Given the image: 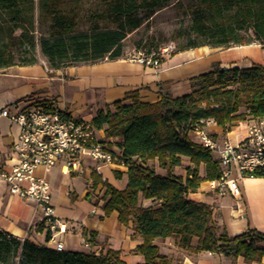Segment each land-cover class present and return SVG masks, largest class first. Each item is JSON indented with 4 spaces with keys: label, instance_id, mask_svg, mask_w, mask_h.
Masks as SVG:
<instances>
[{
    "label": "trees",
    "instance_id": "obj_1",
    "mask_svg": "<svg viewBox=\"0 0 264 264\" xmlns=\"http://www.w3.org/2000/svg\"><path fill=\"white\" fill-rule=\"evenodd\" d=\"M60 1L37 0L38 17L51 20L52 35L41 38L39 45L52 70L122 58L126 36L170 2L110 0L96 15L109 18L111 27L96 24L86 31H76L74 7L62 8ZM199 4L189 25L196 38L171 55L201 46L229 48L257 42L264 47V0H199ZM34 14L35 0H0V69L17 65L2 40V36L14 37L16 31H20V44L30 55L18 66L36 64L31 30ZM190 83L191 91L180 97L160 94L155 102H144L137 91H131L123 100L95 111L90 124L103 132L109 149L116 148L126 168L127 182L123 189H116L92 170L90 188H103L100 209L104 216L115 212L118 223L141 238V244L133 250L143 256L140 264H173L171 257L154 244L155 239L168 237L177 238L176 247L189 255L205 252L259 263L264 258V233L248 229L228 236L214 220L211 207L189 199L188 194L221 174L216 156L193 141L191 134L209 120L225 134L239 122L264 119V66L223 69L215 63ZM185 158V177L174 174V168L182 167ZM153 163L165 173H157ZM201 166L203 176L199 174ZM114 177L120 179L121 173L114 172ZM247 178H264V169ZM140 200L150 201V205L143 206ZM43 229L39 224L35 231ZM82 236L90 246L96 245L95 232L83 229ZM48 238L46 231L45 242ZM18 253L22 257L18 264H126L115 250L97 254L57 251L45 243L19 240L0 230V264H10Z\"/></svg>",
    "mask_w": 264,
    "mask_h": 264
},
{
    "label": "crops",
    "instance_id": "obj_2",
    "mask_svg": "<svg viewBox=\"0 0 264 264\" xmlns=\"http://www.w3.org/2000/svg\"><path fill=\"white\" fill-rule=\"evenodd\" d=\"M215 63L223 69L247 68L252 64L264 66V47L257 42L229 48L201 46L164 56L157 69L123 58L62 70H52L38 63L31 66L13 65L0 69V108L21 104L29 99L35 103L52 104L74 118L90 122L96 110L123 100L131 91H137L144 102H155L160 94L171 97L188 94L191 91L190 79L209 71ZM249 122H239L225 134L211 120L201 127L218 143H235L246 136ZM18 134L16 124L0 118V170L9 169L15 163L12 143ZM98 134L104 138L102 131H98ZM191 136L193 141L199 143L196 133ZM111 149L117 151L115 147ZM97 165L85 159L79 172L64 174L57 166L46 174L55 214L66 228L56 240L62 243L63 250L86 252L91 248L97 254L111 249L119 252L120 260L124 263L140 264L143 256L133 250L141 244V238L134 235L131 228L119 224L115 212L106 217L100 205H90V194L85 198L89 193L86 185L93 195L103 193L101 185L94 190L90 188V173ZM153 165L157 173H165L156 163ZM182 165H188V159H183ZM96 172L116 189H123L126 185V168L108 164L101 165L99 172ZM114 172L121 173L120 179L114 177ZM173 172L185 177L183 166L174 168ZM37 173L40 174L41 170L38 169ZM199 174L204 175L203 166ZM59 175L65 176L64 181L55 182ZM238 180L240 195L237 197L229 192L219 194L209 188L208 182H202L196 191L188 194V198L209 205L214 220L230 237L248 229L264 233V178L242 177ZM140 201L143 206L150 205V201ZM40 217L33 201L10 194L6 185L0 183L1 231L19 240L28 238L34 243L37 240L44 244L45 230L35 231ZM83 229L97 234L95 246H90L83 238ZM177 241L175 237L154 240L159 251L171 257L173 264H264V258L259 263H248L241 257L231 259L213 253L189 255L176 247ZM85 243L89 244V248L85 247Z\"/></svg>",
    "mask_w": 264,
    "mask_h": 264
},
{
    "label": "built area",
    "instance_id": "obj_3",
    "mask_svg": "<svg viewBox=\"0 0 264 264\" xmlns=\"http://www.w3.org/2000/svg\"><path fill=\"white\" fill-rule=\"evenodd\" d=\"M167 53L169 48L157 54L135 52L128 60L157 69ZM0 118H6L19 128L18 137L12 143L15 163L9 169L0 170V183L6 185L10 194L36 204L41 214L39 224L49 232L45 245L61 251L63 245L56 237L66 228L55 214L46 174L57 166L64 174L79 172L85 159L98 163L95 167L98 172L101 165L125 166L119 161L117 151L108 148V141L98 138V131L90 122L74 118L52 104L27 99L21 104L0 108ZM193 133L219 163V179L208 182L211 190L237 197L240 195L237 180L264 169V119L250 121L246 136L235 143H218L202 127H197ZM85 247L89 248V244L85 243Z\"/></svg>",
    "mask_w": 264,
    "mask_h": 264
},
{
    "label": "rangeland",
    "instance_id": "obj_4",
    "mask_svg": "<svg viewBox=\"0 0 264 264\" xmlns=\"http://www.w3.org/2000/svg\"><path fill=\"white\" fill-rule=\"evenodd\" d=\"M109 1L110 0H76L72 2L62 0L59 5L67 9L74 7L77 13V18H75V30L86 31L96 24L101 27L112 26L109 18H97V15L107 7V2ZM200 7L199 0H170L167 6L156 10L151 17L145 19L137 29L126 36L122 42V58L128 60L135 52H142L147 55L157 54L163 48H169V53H167V55H171L180 47L185 46L189 40L196 38L194 33L190 32L189 25L194 11L200 9ZM31 30L36 42L34 52L36 63L45 64L48 67L47 59L41 52L39 40L41 38L48 39L50 35H52L51 20L50 18L38 17L37 0H35V14ZM19 34L20 31H16L13 35L14 37L8 38L2 36L3 42L8 44L6 45V50L13 53V62L17 65L25 62L30 56L26 54L25 47L20 44L18 39ZM245 34L248 36L250 35L249 31ZM98 138L102 141H106L104 138H101L99 134ZM109 147L108 145V148ZM64 179L65 176L59 175L55 182H60V180L64 181ZM76 181L78 182L79 179H76ZM237 182L239 184V180H237ZM85 189L90 194L88 201L90 205L93 204L98 206L103 203L101 193L93 195L90 193L91 191L87 185ZM36 243L41 245L37 240ZM89 251H93V249L89 248L86 252ZM21 260L22 257L20 253H18L10 264H18Z\"/></svg>",
    "mask_w": 264,
    "mask_h": 264
}]
</instances>
